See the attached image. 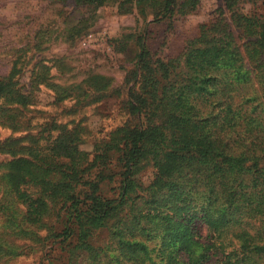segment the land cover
Segmentation results:
<instances>
[{"label": "trees", "instance_id": "1", "mask_svg": "<svg viewBox=\"0 0 264 264\" xmlns=\"http://www.w3.org/2000/svg\"><path fill=\"white\" fill-rule=\"evenodd\" d=\"M238 15L246 56L222 21L204 27L189 44L179 76L171 62L144 50L124 102L134 125L116 129L109 143H96L91 161L76 130L65 125L51 128L57 136L46 150L14 148L27 136L1 145L10 148L1 165L0 202L9 189L25 204L29 221H40L52 204L55 221L64 220L58 237L72 238V257L84 251L90 264L99 262L90 240L103 228L110 230V264H247L263 258L264 21ZM252 81L257 91L236 96L235 87ZM33 99L0 77V122L16 129L18 107ZM148 166L153 177L144 186ZM114 168L119 194L107 199L99 184L109 170L116 175Z\"/></svg>", "mask_w": 264, "mask_h": 264}, {"label": "rangeland", "instance_id": "2", "mask_svg": "<svg viewBox=\"0 0 264 264\" xmlns=\"http://www.w3.org/2000/svg\"><path fill=\"white\" fill-rule=\"evenodd\" d=\"M192 1L0 0V77L11 78L22 94L34 97L32 105L18 107L16 129L0 122V175L10 148L1 145L11 139L27 136L14 148L46 150L57 136L51 128L65 125L76 130L91 161L96 143H109L116 129L134 125L124 102L144 50L154 59L171 62L179 76L186 48L204 27L227 24L244 54L247 40L237 26L238 14L264 21V0ZM95 88L105 89L90 90ZM234 90L236 96L250 95L257 85L252 81ZM118 171L111 170L114 176L106 172L107 179L99 184V193L107 199L119 194ZM152 177L148 166L141 176L143 185ZM9 192L5 190L0 202V264H71L70 258L90 264L84 251L72 257V238L61 237L64 220L55 221L52 204L40 221H29L25 204ZM94 233L90 243L99 252L95 261L110 264V230ZM200 233L205 236V227ZM253 261L247 264H264V257Z\"/></svg>", "mask_w": 264, "mask_h": 264}, {"label": "built area", "instance_id": "3", "mask_svg": "<svg viewBox=\"0 0 264 264\" xmlns=\"http://www.w3.org/2000/svg\"><path fill=\"white\" fill-rule=\"evenodd\" d=\"M86 43H87L86 41H85V42H83V45H86Z\"/></svg>", "mask_w": 264, "mask_h": 264}]
</instances>
